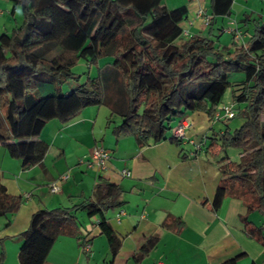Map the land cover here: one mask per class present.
Here are the masks:
<instances>
[{"label": "trees", "instance_id": "obj_1", "mask_svg": "<svg viewBox=\"0 0 264 264\" xmlns=\"http://www.w3.org/2000/svg\"><path fill=\"white\" fill-rule=\"evenodd\" d=\"M9 1L20 10V20L0 34V147L21 169L41 164L49 145L38 136L49 121L68 120L88 106L106 107L108 124L119 119L112 133L132 136L138 147L166 138L180 146L182 140L167 133L173 120L197 111L212 123L226 88L233 86L232 118L242 122L195 143L220 163L213 207L232 196L264 218V15H243L237 31L243 28L245 39L237 45L231 37L230 49L216 44L210 32L184 34L186 6L169 8L165 0ZM207 1L211 30L216 16L230 14L232 0ZM79 59L87 65L81 82L72 70ZM91 66L94 75L88 74ZM230 74L237 76L230 80ZM68 80L74 84L64 89ZM228 147L240 150L238 161L228 159ZM21 202L0 180V217L13 215ZM121 204L119 185L99 176L79 203L37 208L20 233L18 264H43L57 237H78V211L97 217L114 256L120 241L105 213ZM248 227L264 247V221ZM157 239L150 236L136 258Z\"/></svg>", "mask_w": 264, "mask_h": 264}, {"label": "crops", "instance_id": "obj_2", "mask_svg": "<svg viewBox=\"0 0 264 264\" xmlns=\"http://www.w3.org/2000/svg\"><path fill=\"white\" fill-rule=\"evenodd\" d=\"M165 3L171 8L186 6L187 18L180 25L187 35L207 36L210 32L219 44V35L226 32L230 45L225 41L222 45L230 49L232 32L228 29L237 30L242 15L249 18L258 13L264 15V3L260 12H256L250 8L254 6L253 0H232L230 14L216 16L209 30L192 20L198 6L210 13L207 0H165ZM17 9L9 0H0V34L18 24ZM234 10L239 16H233ZM238 30L242 32L243 28ZM244 39L241 35L237 45L243 44ZM233 103L231 98L228 104ZM109 117L106 107L88 106L68 120H51L38 136L49 145L41 164L21 169L19 160L5 159L13 168L5 166L0 170V180L7 192L21 196L22 202L13 215L0 217L4 264H18L20 233L27 228L37 208L79 203L90 194L99 176L117 183L121 189L122 204L105 213L120 241L117 253L111 256L106 238L99 233L97 217L78 211V237L82 239L60 235L43 264H223L237 256L235 264H264V247L248 232V226L259 227L264 218L257 211H246L242 200L232 196H225L218 208L213 207L220 163L203 146L198 148L187 140L197 142L212 131L221 133L222 128L215 129L214 121L211 123L202 112L187 113L173 125L183 118L191 122L180 146L166 138L138 147L132 136L112 133L111 126L119 119L113 117V123L108 124ZM217 121L231 129L226 119ZM171 133L172 130L168 136ZM94 146H102L110 153L108 165L102 171L78 162ZM122 169H128L130 175L122 176ZM66 171L69 176L60 182V191L49 192L48 184ZM7 221L9 224L5 225ZM153 235L158 238L155 245L137 259L141 247ZM83 238L91 244L87 254L80 250Z\"/></svg>", "mask_w": 264, "mask_h": 264}, {"label": "built area", "instance_id": "obj_3", "mask_svg": "<svg viewBox=\"0 0 264 264\" xmlns=\"http://www.w3.org/2000/svg\"><path fill=\"white\" fill-rule=\"evenodd\" d=\"M212 15L210 13H207L206 10L198 6L197 9L194 12L192 20H197L201 23L203 27H207L211 21ZM229 32H232V38L235 43H239L241 40V34L237 30H230ZM184 34H187L183 30ZM234 116V108L232 104H222L219 106L218 110L214 113V119L220 120V119H231ZM191 126V122L187 118H183L181 121L178 122V124L173 127L172 129V136L174 138H179L183 140L185 136V131ZM189 143L194 144L197 146L195 141L193 139H187ZM110 159V153L108 150H106L102 146H94L86 159H80L79 162L82 163L86 168H92L95 167L97 170L102 171L106 169L108 162ZM120 174L122 176H129L130 171L128 169H122L120 171ZM68 172H63L61 175H59L56 179L51 181L48 184V190L51 193H56L60 191V182L62 180H65L68 177ZM120 215V212L116 214L118 217ZM98 220H96V223ZM80 250L83 254H87L91 250V244L90 241L87 239H84L80 242Z\"/></svg>", "mask_w": 264, "mask_h": 264}, {"label": "rangeland", "instance_id": "obj_4", "mask_svg": "<svg viewBox=\"0 0 264 264\" xmlns=\"http://www.w3.org/2000/svg\"><path fill=\"white\" fill-rule=\"evenodd\" d=\"M262 3H264V0H253L252 5H254V6L251 7V5H250V8L253 9V10L255 9L256 12H260V6H261ZM169 8H171V7H169ZM262 8H264V6H262ZM239 14L240 13H238L236 10H234V12H233V16L234 17L239 16ZM219 39H220L219 45H222L224 41L226 42V45H230V38H229V35L226 32L221 33L219 35ZM72 70H73V72L75 74H79L78 79H79L80 82L85 79V77H86L85 70H87V65L82 59H79L77 61V63L72 67ZM95 73H96V67L95 66H91V67L88 68V74L89 75H94ZM235 76H237V74H230V80L232 78H234ZM73 84H74V82H72V80H68V82L64 83L63 88L66 89L70 85H73ZM233 89H234L233 86H229V87L226 88V90L224 92V95L222 97L221 103L219 104V106H221L222 103L228 104L231 101ZM176 122H177V118L173 120V122H172L173 125ZM226 122L229 123V126L231 128L230 130L233 131V129L236 126H238L240 122H242V119L238 118V117H235V118L226 120ZM214 123L216 124L215 129H217V130H218V127L222 128V129H225V127H226V123H224L222 121L215 120ZM171 130L172 129L168 130L167 133H169ZM239 151L240 150L237 149V148L228 147L226 149V153L228 155V159L231 160V161H238V159H239ZM3 157H5V158H3ZM5 159H10L11 160L13 158H9L8 154L6 153V151L2 147H0V170H3V168L5 166L6 167L8 166L7 168H13L12 165H10V163H7ZM12 161H16V160H12ZM8 170H10V169H8ZM78 220H79V218H78Z\"/></svg>", "mask_w": 264, "mask_h": 264}, {"label": "clouds", "instance_id": "obj_5", "mask_svg": "<svg viewBox=\"0 0 264 264\" xmlns=\"http://www.w3.org/2000/svg\"><path fill=\"white\" fill-rule=\"evenodd\" d=\"M17 11H20L19 9H17Z\"/></svg>", "mask_w": 264, "mask_h": 264}]
</instances>
